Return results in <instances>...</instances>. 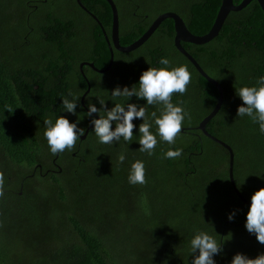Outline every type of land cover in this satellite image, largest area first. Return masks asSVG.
Returning a JSON list of instances; mask_svg holds the SVG:
<instances>
[{"label":"trees","instance_id":"obj_1","mask_svg":"<svg viewBox=\"0 0 264 264\" xmlns=\"http://www.w3.org/2000/svg\"><path fill=\"white\" fill-rule=\"evenodd\" d=\"M113 1L124 47L165 13L178 14L194 35L204 36L222 5V0ZM81 3L86 9L77 0H0V264H189L187 241L195 229L226 242L214 257L217 264H230L237 252L250 258L264 252L244 229L248 205L230 182L229 151L198 128L215 109L219 91L176 48L174 21H164L132 53L114 50L108 72L82 70L83 63L101 71L109 66L101 25L111 38L113 12L106 0ZM182 46L224 90L223 106L207 131L233 149L236 186L250 201L264 187V135L248 118L237 117L242 102L235 89L264 76V12L253 1L230 13L208 44ZM161 58L172 67L187 65L192 73L187 92L172 98L190 114L173 146L183 149L180 158H163L166 142L158 143L154 155L140 152L135 129L129 142L102 145L89 134L72 151L50 152L44 121L61 114L69 92L81 103L90 87L85 102L99 109L103 101L111 108L124 102L111 91L136 84L148 67H163ZM131 102L145 103L135 97ZM158 107L148 106L147 114ZM76 111L70 121L86 127L85 114ZM135 160L145 163L144 184L128 182ZM236 208L243 211L229 222Z\"/></svg>","mask_w":264,"mask_h":264},{"label":"clouds","instance_id":"obj_2","mask_svg":"<svg viewBox=\"0 0 264 264\" xmlns=\"http://www.w3.org/2000/svg\"><path fill=\"white\" fill-rule=\"evenodd\" d=\"M159 63L163 67H148L142 71L139 80L131 87L117 85L112 91L113 98H120L123 103H115L108 108L100 101L101 108L93 103H80V98L69 92L63 98L60 106L61 114L44 121V138L47 141L50 152L53 155L72 151L77 142L85 134H93L99 144L113 145L121 139L129 142L133 139L134 129L139 136V151L149 156L155 154L158 143L166 142L169 145L163 153L164 159H178L183 155V149L173 147L182 127L190 114L182 103H173L174 93L181 96L188 90L192 80V73L187 65L172 67L167 58H161ZM235 96L242 102L237 107V117L248 118L252 124L258 126L260 134L264 135V76L257 78L255 84L243 85L235 89ZM145 103H133L132 98ZM157 105L158 111L147 114L148 106ZM85 114L88 120L86 127H81V121H70V116H75L77 108ZM87 107V112L84 108ZM67 114V115H65ZM96 114L98 118H93ZM142 121L139 125L133 121ZM89 128L91 131L89 132ZM153 128L155 129L153 131ZM126 156L121 154L119 162L124 163ZM130 184H144L145 163L143 160H135L128 174ZM3 176L0 174V185ZM243 210L236 208L231 210L227 219L232 222ZM244 229L255 240L264 245V187L254 191L250 197L247 211L244 213ZM225 243L203 229H195L187 241L189 264H217L214 257L220 256L225 249ZM230 264H264V252H259L255 258L247 254L237 252L232 255Z\"/></svg>","mask_w":264,"mask_h":264},{"label":"water","instance_id":"obj_3","mask_svg":"<svg viewBox=\"0 0 264 264\" xmlns=\"http://www.w3.org/2000/svg\"><path fill=\"white\" fill-rule=\"evenodd\" d=\"M77 1L82 8L86 9L84 7V5L81 3V0H77ZM106 1L110 5L112 12H113V26H112V31H111V38L108 36V34H107L106 30L103 28V26L101 24L100 25L103 29V33L105 35L106 41H107L109 48H110V51H111L110 64L105 70L101 71V70L97 69L94 64L83 63V64H81V69L83 70V67L89 66L98 73L108 72L113 67V64H114V60H115L114 50H117L118 52L126 53V54L132 53V52L138 50L153 36V34L158 30V28L162 25V23L164 21H166L167 19L173 20L174 24H175V32H176V36H175L176 48L193 64V66L196 68V70L199 72V74L203 78H205L209 83L214 85L219 91V100H218V103H217L215 109L213 110V112L208 117H206L201 122V124L199 125L198 128L202 132H204V134L207 137H209V138L213 139L214 141H216L217 143L221 144L224 148H226L229 151V154H230V163H229L230 182H231L233 189H234L235 193L237 194V196L241 199V201H243V203L248 205L249 201L241 194L240 190L236 186V182H235V178H234L235 153H234L233 149L228 144H226L225 142H223V141L217 139L216 137L212 136L207 131L208 124L220 112V110L223 106L224 99H225L224 90L217 80L210 77L204 71V69L197 62V60L191 54H189L187 52V50H185V48L182 46V44L188 43V44H193V45H197V46H202V45L208 44L209 42H211L212 40H214L216 37L219 36V34H220L228 16L230 15V13L239 12V11L244 10L253 1H257L259 3V5L261 6L263 12H264V0H243L238 5L235 4L234 0H222V5H221V8H220L219 13L217 15V19H216L211 31L204 36L194 35L188 29L186 23L178 14H176V13H165L156 19V21L149 28V30L138 41H136L135 43H133L132 45L127 46V47L122 46L121 41H120V20H119V13H118L117 6L113 0H106ZM89 92H90V87H89L88 91L85 93V95L83 96V98L81 100V104H85V99H86V96L88 95ZM85 108H87V107H85ZM89 132H90V128H89ZM88 135L86 133L84 137H81V140L82 141L86 140Z\"/></svg>","mask_w":264,"mask_h":264},{"label":"flooded vegetation","instance_id":"obj_4","mask_svg":"<svg viewBox=\"0 0 264 264\" xmlns=\"http://www.w3.org/2000/svg\"><path fill=\"white\" fill-rule=\"evenodd\" d=\"M34 89H35V90H36V89H39V86H38V85H36Z\"/></svg>","mask_w":264,"mask_h":264}]
</instances>
